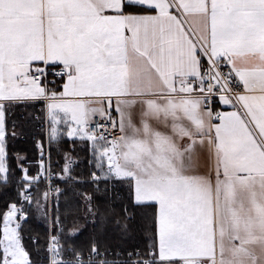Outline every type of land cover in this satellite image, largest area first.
Returning a JSON list of instances; mask_svg holds the SVG:
<instances>
[{
  "label": "snow or ice",
  "instance_id": "snow-or-ice-1",
  "mask_svg": "<svg viewBox=\"0 0 264 264\" xmlns=\"http://www.w3.org/2000/svg\"><path fill=\"white\" fill-rule=\"evenodd\" d=\"M0 185V264H264V0H0Z\"/></svg>",
  "mask_w": 264,
  "mask_h": 264
},
{
  "label": "trees",
  "instance_id": "trees-1",
  "mask_svg": "<svg viewBox=\"0 0 264 264\" xmlns=\"http://www.w3.org/2000/svg\"><path fill=\"white\" fill-rule=\"evenodd\" d=\"M21 126V125H20ZM18 126V128H20ZM19 132V129H18ZM20 138L17 139V149L20 151H30L34 148V140L31 138L27 139H21V132ZM38 139H44L45 136H40ZM75 143V150H73L72 146ZM63 152H69L73 158H80L83 159L86 156V149H83L80 145V142L68 140L66 138L62 139L58 145L54 144L52 147V156L54 160H61V166L63 163L62 155ZM77 171H79L80 168L85 167V164H77L74 166ZM57 170H59V166L57 167ZM60 183V181H59ZM62 187H64L63 184H61ZM0 187H3L0 185ZM28 228V226H26ZM26 236L32 235V236H39L41 244L39 246H43V241L46 239V229L43 225V223L39 222L38 220H33L30 222V229L29 231H26ZM32 247L33 245L30 243L29 245ZM36 259L38 260V264H44V261L42 259L41 255L36 256Z\"/></svg>",
  "mask_w": 264,
  "mask_h": 264
},
{
  "label": "crops",
  "instance_id": "crops-1",
  "mask_svg": "<svg viewBox=\"0 0 264 264\" xmlns=\"http://www.w3.org/2000/svg\"><path fill=\"white\" fill-rule=\"evenodd\" d=\"M16 119L21 120V117L19 115V112L17 113ZM19 129V132H21V139L22 136H26V138H31L34 140V133L36 134V138L38 139L40 137L39 135V129L37 128V126L30 122V121H23L21 120V126ZM69 140V139H68ZM45 141L47 142V139L45 137Z\"/></svg>",
  "mask_w": 264,
  "mask_h": 264
},
{
  "label": "built area",
  "instance_id": "built-area-1",
  "mask_svg": "<svg viewBox=\"0 0 264 264\" xmlns=\"http://www.w3.org/2000/svg\"><path fill=\"white\" fill-rule=\"evenodd\" d=\"M19 115H20V113H19ZM26 138V136H22V139H25ZM56 183H59V181H56ZM61 186V185H60ZM62 187V186H61Z\"/></svg>",
  "mask_w": 264,
  "mask_h": 264
},
{
  "label": "rangeland",
  "instance_id": "rangeland-1",
  "mask_svg": "<svg viewBox=\"0 0 264 264\" xmlns=\"http://www.w3.org/2000/svg\"><path fill=\"white\" fill-rule=\"evenodd\" d=\"M25 139H27V138H25Z\"/></svg>",
  "mask_w": 264,
  "mask_h": 264
}]
</instances>
